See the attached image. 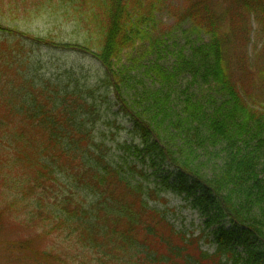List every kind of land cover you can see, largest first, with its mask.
Instances as JSON below:
<instances>
[{
	"label": "trees",
	"instance_id": "1",
	"mask_svg": "<svg viewBox=\"0 0 264 264\" xmlns=\"http://www.w3.org/2000/svg\"><path fill=\"white\" fill-rule=\"evenodd\" d=\"M37 1L72 11L81 39L33 38L93 56L106 89H61L18 66L13 77L3 62L1 212L41 239L66 235L77 264H264V0ZM163 10L184 44L159 32ZM8 31L15 51L32 38ZM131 49L141 56L124 62ZM106 93L131 141L93 137ZM168 194L200 215L199 237L172 222ZM31 242L13 244L29 264H72Z\"/></svg>",
	"mask_w": 264,
	"mask_h": 264
},
{
	"label": "rangeland",
	"instance_id": "2",
	"mask_svg": "<svg viewBox=\"0 0 264 264\" xmlns=\"http://www.w3.org/2000/svg\"><path fill=\"white\" fill-rule=\"evenodd\" d=\"M169 1L172 3L177 2L178 4L183 2V0ZM72 15H74L72 11L66 7L57 6L53 2L43 4L37 0H0V47L5 50V54L0 58V71H3V62L6 61L8 63L9 61L10 65L13 64V68L9 69L8 75L13 77L18 74V66L22 73H32L38 80L51 81L53 85H58L61 89H106L98 85L102 70L93 56L64 52L46 44L39 45L36 39L33 38L34 36L49 37L63 42L79 41L81 32L74 19L75 17ZM157 18L159 20V32H170L166 38L171 36L183 44L185 43L186 39L182 36L181 31L174 30V18L169 12L163 10L158 14ZM8 30L16 31L19 35H25L24 38H26L27 34H30L32 38H28L27 41L22 43L20 51H15V47L12 46L13 38H7L10 37L11 33ZM6 39L10 40L7 41ZM179 45L181 46V43ZM139 48L141 49V47ZM137 56H141L138 54V49L128 50L123 55V61L127 62L129 58L134 57L139 59ZM20 58L22 61L19 60ZM5 72L3 71L0 76H3ZM96 99L98 112L97 115L94 113L91 115L90 121L91 128L94 130L92 133L93 137L101 138L105 133L107 134L105 140L110 145L118 141H131L133 138L130 135L132 122L119 113V106L112 100V95L106 93L100 97L97 94ZM8 122H11V118H9ZM114 141L115 143H112ZM114 151L116 149L112 150V152ZM1 156L2 154L0 155V161L6 160L7 157ZM167 199L168 203L165 207L172 222L180 230L183 228L185 230L188 229L193 232V235L199 237L202 233V218L200 215L186 206L181 197L168 194ZM7 202V186L4 184L3 177L0 174V264H21L19 262L29 264L25 259L28 250L22 251L19 247L13 246V244L22 241V239H32L30 247L33 249L52 251L60 257H63L64 254L68 261L72 264H77L73 262L77 257L74 255L76 253L74 241L67 239L66 235L59 238L49 236L41 239L42 237H40L41 234L39 233L43 229L37 231L36 224L26 228V224H19L12 218H7V213L1 212ZM1 214H4V216L1 217ZM3 223L4 229L1 228ZM205 240L206 237L202 239L203 243ZM212 246L213 244L207 242L204 248L213 251L214 248ZM55 248L58 251L54 250ZM39 253H42V251ZM42 258H39L42 264L60 263L59 260H53L49 263L47 259ZM94 260L96 261V259ZM91 264L104 263L92 262Z\"/></svg>",
	"mask_w": 264,
	"mask_h": 264
}]
</instances>
